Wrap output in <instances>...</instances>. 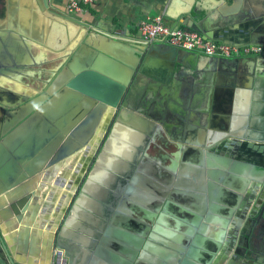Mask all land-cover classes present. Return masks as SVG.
I'll list each match as a JSON object with an SVG mask.
<instances>
[{
	"label": "water",
	"instance_id": "95a60500",
	"mask_svg": "<svg viewBox=\"0 0 264 264\" xmlns=\"http://www.w3.org/2000/svg\"><path fill=\"white\" fill-rule=\"evenodd\" d=\"M5 2L6 10L0 13V35L7 47L1 46L0 58L5 59L2 71L10 77L13 72L29 77L33 72L28 66H37L34 75L42 79V84L30 95L22 96L18 103L5 105L11 109L3 108L6 127L0 136V211H3L0 215L10 232L0 228V264H17L11 245L16 235L21 239L24 233L28 235V226L35 220L39 221L35 227L46 226V230L54 232L48 241L50 255L56 248L63 249L69 264H95L94 248L111 264H144L146 237L165 218L170 200L184 197L185 175L192 171L206 180V187L199 186L201 195L196 206L199 233L211 232L216 239L207 254H194L190 247L187 255L195 260L181 258L179 262L224 264L236 245L235 255L254 258V264L264 263V244L256 237L258 227L264 223V191L253 208V197L246 195L251 180L256 185L264 183V133L244 135L231 130L225 143L212 148L183 140L184 145H175L171 140L178 137L166 130V123L147 111L143 101L139 107L130 103L136 77L145 73L146 48L140 46L147 43L91 26L54 8L51 0ZM198 4V0L184 4L174 27L198 31L209 39L231 44H264V0H222L215 10ZM45 11L51 15L47 16ZM233 32L237 39L232 37ZM92 34L101 38L95 41L93 35L90 49L84 52ZM15 42L25 50L23 63L13 62ZM115 65L127 67L132 82L119 79L114 74ZM7 90L11 95L9 86ZM127 119L129 123L144 124V131L124 129ZM137 134L143 136V141L136 142ZM226 148L237 152L234 157L243 155L244 163L224 155ZM90 150L93 155H89ZM81 153V162L89 169L83 173V165L76 169L62 195L65 201L58 203L51 223L46 225L50 207L59 193L56 186L65 185V178ZM144 167L155 177L150 184L159 196L149 203L146 223L135 230L130 228V219L124 211L137 209L144 214L143 201L137 202L139 197L129 193L134 174L144 171ZM236 171L247 173V177ZM49 184L53 186L50 191ZM207 185L211 198L205 196ZM81 211L88 222L83 231L91 243L89 253H82L78 240L69 236V229ZM244 220L245 227L240 233ZM128 229L137 234L130 235ZM34 232L37 238L38 231L33 229ZM188 239L180 238L181 244L167 245L187 252ZM231 258L227 264L236 262V256ZM162 259L165 262L152 264H167V256L162 255ZM101 260L97 264H106Z\"/></svg>",
	"mask_w": 264,
	"mask_h": 264
},
{
	"label": "crops",
	"instance_id": "0c3cea01",
	"mask_svg": "<svg viewBox=\"0 0 264 264\" xmlns=\"http://www.w3.org/2000/svg\"><path fill=\"white\" fill-rule=\"evenodd\" d=\"M69 1L51 0L50 4L59 11L78 17L91 26L97 27L107 33L115 35L123 30L125 31L126 38L138 42L142 41L137 30L141 21L149 17L162 15L166 24L174 26L177 23L176 17L181 13L184 4L195 0H93L92 3L82 4L81 11H70L68 8ZM198 2V6L213 10L222 5V0H198ZM45 14L47 16L51 15L47 11H45ZM77 28L82 29L79 26ZM235 32H233L232 37L237 36ZM93 35L95 41L99 37L101 38L98 34H92L88 39L89 44L84 46V52L90 49V45L93 43ZM3 39L4 36L0 35V53L1 46L3 49H7ZM102 39L104 38L102 37ZM234 39L237 38L235 37ZM52 40L51 38L50 42ZM52 44L56 45L54 42ZM138 44L140 45V43ZM140 47L146 48L145 73L137 75V83L131 92L130 103L133 106L139 107L141 101H143L147 111L153 116L158 117L163 123H166V130L174 136L176 135V138L178 137L177 140L170 139L175 145H184L183 140L192 143L194 146L200 145L205 148H212L225 143L228 140L227 132L231 130L244 135L264 133V57L217 58L197 51L183 50L165 43H147V45ZM46 48L52 50L50 47ZM13 51L15 53V60L13 62L23 63L25 50L19 42H15ZM2 61H5L3 57L0 58V76L8 77L6 82L12 91L10 95V91L4 90V87L8 85L0 82V107L2 109L0 117L2 119L3 116L4 121L6 116L3 108H10L5 105L12 106L18 103L22 99V96L33 93V90H36L42 84V79L34 75L36 73L35 70L38 68L37 66H28L33 72L29 77L21 72H13L10 77L2 71L5 69L3 68ZM114 74L121 80L131 79L132 82V74L128 73L125 66L115 65ZM28 83H31V85H28ZM127 120L123 125L127 131L136 133L144 131V124L129 123L130 120ZM4 132L0 127V136H3ZM135 137L136 142L143 141L142 135L137 134ZM158 146L160 148V145ZM224 153V155L234 158L240 163H244L245 161L243 155L234 157V155H237V152L230 148H226ZM231 153L233 155H230ZM82 158L81 153L73 164L71 173L65 178V185L62 187L56 186V189H59V193L54 200V206L50 207L51 211L49 212L47 223H45L46 225L51 223L50 220L58 203L65 201L62 199V195L66 193V187L72 181L76 169L80 165H84L81 162L83 161ZM148 172V168L144 167V171L136 175L134 174V179L129 190L132 197H139L136 200L137 202L138 199L143 201L141 204L145 207L141 212L144 214H139L137 209L126 208V211H124L127 218L130 219V228H134L135 230L138 227L140 228L142 223H146L144 217L149 214V203L152 199L159 196L156 189L150 184L155 177ZM189 173L191 174L185 175L183 189L181 188L184 191V197L177 196L175 199L170 200L166 205L165 218L146 237L145 244L148 243V248H146L144 253V255H147V258L142 259L144 264L165 262L162 259V255L167 256V264H181L179 262L181 258H190L193 261L194 258L187 255L191 249L190 247L194 249V254L195 252L196 254L198 252L200 254H207L209 250L211 251L213 246L212 241H215L216 236L212 235L211 232L201 235L199 233L198 221H196V214H199L196 206L198 198L201 195L199 186L203 184V187H206V180L203 181L201 174L198 172L192 171ZM235 173L247 177L245 176L247 173L237 171ZM160 177L164 179L163 176ZM162 179H159L158 182L163 183ZM187 179L190 180V183H187ZM254 181L251 180L248 183L246 190V195L253 197L251 208L254 207L255 203H258V199L263 192V185H256V181ZM49 187V191L53 189L52 184H49ZM207 189L205 196L211 198L209 185H207ZM72 193L74 195L75 192ZM213 201L227 206L224 202ZM67 203L68 205L71 204L69 200H67ZM210 203L211 199H209ZM63 205L67 206L65 202ZM2 212L0 211V214ZM84 216L83 211L76 216L72 227L69 229V236L71 235L72 238L78 240L77 244L82 253L84 251L89 253L91 243L84 237V227L88 226V222L85 221ZM35 223H39V221L35 220L32 225L28 226L29 231L27 236L24 233L21 239L16 235V240L11 245L13 257L17 264L53 263V256L50 255L51 250L48 241L50 234L52 233L53 235L54 232L51 229L46 230V226L44 229L39 226L35 227ZM244 223L245 220L240 227V233L245 227ZM116 227L117 225L114 223V232ZM0 228L3 232H10V228H7L6 221H4V217L1 215ZM33 229L38 231L37 238L35 237L36 232L32 233ZM127 231L130 235L137 234L131 229ZM169 236L176 239L169 240ZM240 236L241 234H239ZM184 237L189 238L186 240L188 246L187 252L167 245L181 244L178 240L180 238L184 240ZM200 239L202 240L200 241ZM9 241L11 243V239ZM119 243L125 244L122 241ZM199 243H202V245H199ZM235 246L228 256L229 258L236 256L234 264L255 263L254 258L248 259L244 254L235 255ZM93 251L94 254L96 252L97 256L95 264H97V260L101 259V261H104L103 263L111 264L103 259V256L97 252L96 248ZM229 258L224 264L228 263Z\"/></svg>",
	"mask_w": 264,
	"mask_h": 264
},
{
	"label": "built area",
	"instance_id": "2783aa9c",
	"mask_svg": "<svg viewBox=\"0 0 264 264\" xmlns=\"http://www.w3.org/2000/svg\"><path fill=\"white\" fill-rule=\"evenodd\" d=\"M93 0H70V11H81L82 4L92 3ZM139 37L149 44L165 43L187 51H197L211 57L238 59L245 57H264V44L248 43L243 45L226 43L205 37L198 31L182 27L175 28L164 21L162 15L149 17L138 25ZM125 37V31L115 34ZM52 264H69L63 249L56 248Z\"/></svg>",
	"mask_w": 264,
	"mask_h": 264
},
{
	"label": "flooded vegetation",
	"instance_id": "af4514ba",
	"mask_svg": "<svg viewBox=\"0 0 264 264\" xmlns=\"http://www.w3.org/2000/svg\"><path fill=\"white\" fill-rule=\"evenodd\" d=\"M4 10H6V2H5V0H0V13H2ZM7 78L8 77L5 78L3 76H0V82H4L5 84H7V82H6ZM8 86L4 87L5 88L4 90H6L8 88ZM0 112H2L1 107H0ZM0 122H2V123H0V125H1L0 127L2 128L3 131H5V127H6V124L5 123L6 122H5V120L3 121V116H2V119L0 117ZM89 153H90L89 155H93V151L91 152V150H90ZM88 169H89V167L83 165L82 166L81 173H83L84 171H86ZM261 185H263V189L262 190L264 191V183L261 184ZM259 213H260V210H258V213L257 214H259ZM258 228L259 229L256 232L257 233L256 237H258V240H260L264 244V223L262 222L261 226H259Z\"/></svg>",
	"mask_w": 264,
	"mask_h": 264
},
{
	"label": "bare ground",
	"instance_id": "6f19581e",
	"mask_svg": "<svg viewBox=\"0 0 264 264\" xmlns=\"http://www.w3.org/2000/svg\"><path fill=\"white\" fill-rule=\"evenodd\" d=\"M62 191V190H61ZM44 229V228H43ZM41 232H43V231H41ZM47 233V232H46ZM45 234V233H44Z\"/></svg>",
	"mask_w": 264,
	"mask_h": 264
}]
</instances>
